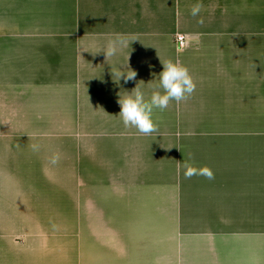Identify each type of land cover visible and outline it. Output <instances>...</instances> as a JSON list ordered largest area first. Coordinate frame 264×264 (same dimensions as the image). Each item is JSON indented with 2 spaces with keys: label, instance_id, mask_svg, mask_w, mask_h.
<instances>
[{
  "label": "crops",
  "instance_id": "obj_1",
  "mask_svg": "<svg viewBox=\"0 0 264 264\" xmlns=\"http://www.w3.org/2000/svg\"><path fill=\"white\" fill-rule=\"evenodd\" d=\"M196 2L0 0V264L88 259V242L73 239L74 129L82 156L101 155L93 170L145 173L146 139L97 128L119 118V95L137 84L147 99L169 58L196 84L189 99L152 114L176 119V264H264V0H202L194 18ZM109 41L112 57L101 52ZM126 65L135 80L117 81L111 70ZM189 153L214 180L185 179L178 162ZM165 161L168 152L156 167ZM167 261L162 250L157 262Z\"/></svg>",
  "mask_w": 264,
  "mask_h": 264
},
{
  "label": "rangeland",
  "instance_id": "obj_2",
  "mask_svg": "<svg viewBox=\"0 0 264 264\" xmlns=\"http://www.w3.org/2000/svg\"><path fill=\"white\" fill-rule=\"evenodd\" d=\"M80 32L81 25H74L73 35ZM174 42L179 46L176 39ZM76 88L77 85H74V100L77 96ZM157 117L152 119L158 125V132L149 136L140 135L135 129H131L135 133L128 136L118 134L123 139H146L143 143L145 148L141 147L140 152L143 151L147 169L145 173L137 175H130L122 166H117L110 173H100L99 167L93 170L91 161H100L101 155L98 152L97 156L92 153L90 159L82 156L83 135L78 129H74L73 179L78 184L73 181L74 213L77 211V215H74L73 239L83 238L88 242L89 248L86 251L89 256L87 260L83 258V264H158L162 250H167L166 264H176V119ZM109 120V124L100 121V126L105 127L106 132L101 127L97 128L106 136L110 137L109 134L115 128L118 129L115 131L117 133L129 130L124 128L120 118L111 117ZM88 124L91 129L87 130V134L93 137L99 133L95 129V123ZM166 152L169 155V165L166 166L165 161L162 166L165 169H159L156 163L160 165V157ZM151 153L159 155V160L153 161V157L150 159ZM102 158H106V155L103 154ZM111 177L117 178L121 183L113 184ZM130 244L134 248L129 253ZM161 246L165 248L160 249Z\"/></svg>",
  "mask_w": 264,
  "mask_h": 264
},
{
  "label": "clouds",
  "instance_id": "obj_3",
  "mask_svg": "<svg viewBox=\"0 0 264 264\" xmlns=\"http://www.w3.org/2000/svg\"><path fill=\"white\" fill-rule=\"evenodd\" d=\"M202 8V0H197L191 7V16L198 17ZM198 23H203L202 17ZM117 51L115 43L109 41L101 52L106 57H112L117 54ZM161 64L162 71L158 75L154 74L156 83L151 85V92L147 99L145 92L138 84L131 92L119 95L117 103L120 112L118 116L125 129H135L144 136L158 132V125L152 119L154 109L163 112L169 107L170 102H184L194 93L196 84L185 65L171 58L165 59ZM111 74L116 77L117 81L123 78L125 83L134 81L137 76V73L127 65L123 70L112 69ZM31 147L33 151H38V145L33 144ZM57 160L58 157L54 158L52 163H56ZM178 166L183 170L185 179H191L193 176H203L209 181L215 179L213 171L208 166H195L191 153L187 159L178 162Z\"/></svg>",
  "mask_w": 264,
  "mask_h": 264
},
{
  "label": "built area",
  "instance_id": "obj_4",
  "mask_svg": "<svg viewBox=\"0 0 264 264\" xmlns=\"http://www.w3.org/2000/svg\"><path fill=\"white\" fill-rule=\"evenodd\" d=\"M176 41H177V44H178L180 47H183L184 44H185V39H184V37H182V36L176 37Z\"/></svg>",
  "mask_w": 264,
  "mask_h": 264
}]
</instances>
